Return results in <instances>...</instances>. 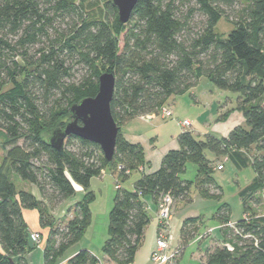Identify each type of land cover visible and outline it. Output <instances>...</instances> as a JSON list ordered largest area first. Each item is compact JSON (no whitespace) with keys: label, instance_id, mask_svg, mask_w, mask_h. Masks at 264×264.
<instances>
[{"label":"trees","instance_id":"16d2710c","mask_svg":"<svg viewBox=\"0 0 264 264\" xmlns=\"http://www.w3.org/2000/svg\"><path fill=\"white\" fill-rule=\"evenodd\" d=\"M82 1L0 0V264H27L25 254L34 242L23 217L26 209L37 210L39 227L46 229L38 232L45 240L43 263L58 264L90 223V180L103 169L114 175L115 192L101 249L114 264H131L141 245L150 221L145 196L156 205L167 193L175 203L190 202L194 186L204 198L221 197L213 178L217 164L206 152L218 159L244 151L256 188L264 193V0H137L125 23L110 0H96L101 6L95 15ZM196 14L202 18L198 23ZM221 18L233 25L224 37L215 32ZM103 72L115 80L110 110L119 131L112 159L97 144L74 136L61 150L50 146L48 135L63 128L73 103L96 94ZM201 75L238 95L244 125L224 137L207 133L197 139L181 131L178 147L164 154L157 170L142 173L133 189L123 187L144 165V153L139 143L125 139L121 127L157 115L169 96L185 93ZM188 162L197 167L193 180L180 177ZM13 174L34 185L40 197L16 190ZM76 184L84 193L73 204L72 217L56 222L48 203L73 196ZM256 191L242 194L248 218L233 227L227 226L230 207L219 204L213 217L224 227L222 243L204 250L202 264H264V215L254 212L262 199ZM199 221H182V248L197 235ZM99 263L88 249L66 260Z\"/></svg>","mask_w":264,"mask_h":264},{"label":"rangeland","instance_id":"374dc122","mask_svg":"<svg viewBox=\"0 0 264 264\" xmlns=\"http://www.w3.org/2000/svg\"><path fill=\"white\" fill-rule=\"evenodd\" d=\"M80 1L81 0H76ZM83 2V1H82ZM84 5L88 9V14H99V8L101 4L96 0H84ZM238 7V6H237ZM235 7V8H237ZM202 18L196 14L193 22L198 23ZM233 28V25L225 18H221L216 26L215 32L221 36H226L227 33ZM119 44L121 45V39ZM237 94L229 91H224L216 88L211 81L204 75L198 80V83L193 89H189L181 95H171L167 98L164 106L169 108L172 112V116L162 118L160 114H157V118H154L150 122H142L136 118L133 122L137 125L139 131L147 136V140H150L152 136H158V142L156 143V149H160L163 145L170 143L172 140L176 141L177 134L183 129L180 122L188 120L191 123L189 131H194V136L197 139H202L203 136L199 135L195 130L196 118L198 115L206 111L207 115H215L216 110L219 107H231L236 104ZM212 107L214 109H212ZM214 113V114H213ZM205 114V115H206ZM219 115V113H218ZM156 138V137H154ZM20 142V141H19ZM65 142V141H64ZM150 146H153L150 145ZM3 151L0 150V157ZM209 159L215 160L217 163L223 164V169H214L213 178L221 188L220 198H204L202 197L194 186L191 187L189 195L191 198L190 202L178 201L172 203V219H171V230L175 237L174 243L179 245V231L181 223L185 218L188 217H199L197 234H208L204 237L198 236L196 241L189 242L185 248L182 256L177 260L176 264H199L200 260L196 256L199 250L204 252L209 246H214L216 243H220V226L219 222L213 217L217 207L222 202L226 203L230 207V215L228 221L235 223L237 220L243 217V205H242V194H246L248 190H257L254 195L260 196L261 203L254 206V212L256 216L264 215V193L256 188L255 173L252 169L249 157L244 151H238L228 157H215L206 152ZM108 171V169H106ZM137 171H134L126 182L122 185L126 189H132V180L135 178ZM108 173V172H107ZM196 175V165L193 162L186 164L184 173L180 176L187 180H193ZM16 190L31 191L38 197L37 188L27 181L21 180L17 175L10 176ZM115 184L109 174L105 175L104 179L94 177L90 180L89 192L92 194V200L89 203L90 211V223L81 239L71 245L61 257H64L74 249H87L89 247L100 260L104 257L102 253V245L107 238V226H108V214L113 203V196L115 192ZM81 195L74 194L69 197L70 202L66 203L62 201L58 204H49V212L54 216L56 222L64 224L68 219L72 217V207L76 200L81 199ZM70 204V205H69ZM149 215L153 216L152 211L149 210ZM261 220L260 223H262ZM218 225V229L216 228ZM224 228V227H223ZM213 230V231H212ZM211 231V232H210ZM46 232V229L44 233ZM215 243V244H214ZM77 250V251H78ZM28 264H44L42 257V249L37 246L29 252Z\"/></svg>","mask_w":264,"mask_h":264},{"label":"crops","instance_id":"0c3cea01","mask_svg":"<svg viewBox=\"0 0 264 264\" xmlns=\"http://www.w3.org/2000/svg\"><path fill=\"white\" fill-rule=\"evenodd\" d=\"M201 77H203V75H201L199 77V80L201 79ZM193 88L194 87H192L191 89H193ZM212 109H214V108L212 107ZM226 112H227V115L225 117L224 116L222 117L221 115H223ZM218 113H219V115H218ZM205 114H206V111L204 113L198 115V117L196 118L197 124L195 127L196 128L195 130H197L196 132L199 135H202L203 137L207 133H210V134L215 135L217 137H222V136L224 137V136H227V134L235 126L244 125L243 114L240 110H238L236 108V104L231 105V107H229V108H227L225 106L219 107V109L216 110L217 116L212 115V114L211 115H207V114L205 115ZM154 118H157V115H154V116L147 115V116L136 117V119H138L142 122H150ZM134 120L135 119L130 120L129 122H127L126 124H124L121 127L122 134L127 141H129L131 143H139L143 147L144 165L142 167H140L139 170H135L137 172H136V175H134L135 178L131 182L132 187H133L134 182L140 177V175L142 173L148 174V173H151V172L157 170L160 167L162 157L164 156V154L167 151H169L171 149H176L178 147L177 142L172 140L170 143L163 145L160 149H156V143L158 142V136H152V137H150L151 138L150 140H147V136L145 134L137 132V131H139V129H138L137 125L135 124V122H133ZM185 128H187V127H183V129H181V131H189V129L187 130ZM190 132L194 135V131H190ZM154 137H156V138H154ZM152 144H153V146H150ZM224 157L226 158V157H228V155L224 156ZM218 164H222V163H217V165ZM222 166H223V164H222ZM185 169H186V166H185ZM222 169H223V167H222ZM196 171H197V167H196ZM106 174H109V176L111 177V179H113L114 184H115V177L110 170L107 171L106 169H103L101 174L99 176H96V177H98L100 179H104ZM130 175H129V177H130ZM182 179H184V178H182ZM124 182H126V181H124ZM83 193H84L83 188L80 185L76 184L75 185V194L76 195L79 194L82 196ZM144 201L146 203V207H147L148 212H149V210L152 211L153 216L149 215L150 221L144 229L143 240L141 242V245L138 247V249L135 253L134 260L131 264H152L151 259H150V253H151L152 249L154 248V244H155V234H156V228H157V214H156L157 205L153 203L150 195L145 196ZM64 202L66 204V203L70 202V200L67 199ZM72 204H74V203H72ZM23 217L28 224L30 232H41V233L43 232V234H45L44 233L45 230H43L39 227L37 210H35V209L23 210ZM216 228L218 229V225ZM199 235L202 236L203 234H197L191 241H196L198 239ZM206 235H208V234H205L204 236H206ZM204 236H202V237H204ZM219 242L220 243H216V244L222 243L221 232H220ZM44 243H45V240H44V238H42L39 240L38 243L33 244V246H34L33 248L39 246L41 249H43ZM175 245H178V244H176V242H175L174 246ZM86 248L92 254H94L93 251L91 249H89V247H86ZM77 250L78 249L72 250L68 254V256L64 257L63 260H61L58 264H66V260L69 257H71ZM29 252L25 254V259H26L27 264H28L27 256H28ZM183 252H184V248H182L180 256H182ZM202 254H203L202 250H199V252L196 254V256L200 260L199 264H202V259H201ZM100 262L102 264H114L112 262H107L105 259V256L102 258V260H100Z\"/></svg>","mask_w":264,"mask_h":264},{"label":"water","instance_id":"95a60500","mask_svg":"<svg viewBox=\"0 0 264 264\" xmlns=\"http://www.w3.org/2000/svg\"><path fill=\"white\" fill-rule=\"evenodd\" d=\"M110 1L117 8L119 22H127L137 0ZM114 82L112 73H101L98 76L96 94L85 97L70 106V119L65 122L63 128L57 127L51 131L47 137L48 144L61 150L65 139L74 136L97 144L104 157L110 161L119 131L110 110Z\"/></svg>","mask_w":264,"mask_h":264},{"label":"built area","instance_id":"2783aa9c","mask_svg":"<svg viewBox=\"0 0 264 264\" xmlns=\"http://www.w3.org/2000/svg\"><path fill=\"white\" fill-rule=\"evenodd\" d=\"M161 117L166 118L172 116V112L169 108L162 106L158 112ZM182 127H190L191 123L188 120L180 122ZM222 164L215 166L216 169H222ZM172 203L173 200L170 194L163 195L157 204V228L155 234L154 248L150 253V259L152 264H176L177 259L181 254L182 247L180 245L172 246L174 242V235L171 230V217H172ZM244 218H248L247 215H243ZM226 226V224L224 225ZM227 226L233 227L234 223L228 222ZM30 239L34 243H38L40 236L38 232H30ZM202 237V236H201ZM99 264H102L101 262Z\"/></svg>","mask_w":264,"mask_h":264}]
</instances>
